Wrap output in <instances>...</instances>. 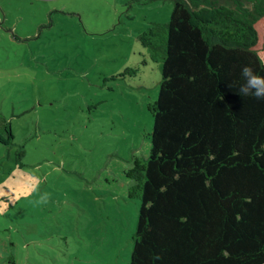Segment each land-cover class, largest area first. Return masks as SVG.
<instances>
[{"label":"rangeland","instance_id":"rangeland-1","mask_svg":"<svg viewBox=\"0 0 264 264\" xmlns=\"http://www.w3.org/2000/svg\"><path fill=\"white\" fill-rule=\"evenodd\" d=\"M169 0H0V264H130ZM5 135V134H4ZM48 193L47 203L37 204Z\"/></svg>","mask_w":264,"mask_h":264},{"label":"trees","instance_id":"trees-1","mask_svg":"<svg viewBox=\"0 0 264 264\" xmlns=\"http://www.w3.org/2000/svg\"><path fill=\"white\" fill-rule=\"evenodd\" d=\"M169 1L140 36L161 80L149 155L125 172L130 264H264V100L239 94L243 66L264 76V0Z\"/></svg>","mask_w":264,"mask_h":264},{"label":"clouds","instance_id":"clouds-1","mask_svg":"<svg viewBox=\"0 0 264 264\" xmlns=\"http://www.w3.org/2000/svg\"><path fill=\"white\" fill-rule=\"evenodd\" d=\"M241 76L244 79V83L239 87V94L242 96H253L257 100H264V76L257 75L249 66L242 67ZM48 197L49 194L44 193L36 203H47Z\"/></svg>","mask_w":264,"mask_h":264}]
</instances>
